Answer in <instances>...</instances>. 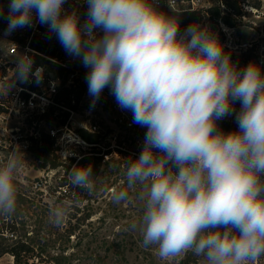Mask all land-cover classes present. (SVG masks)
<instances>
[{
	"label": "clouds",
	"instance_id": "9594fccd",
	"mask_svg": "<svg viewBox=\"0 0 264 264\" xmlns=\"http://www.w3.org/2000/svg\"><path fill=\"white\" fill-rule=\"evenodd\" d=\"M67 0H8L0 5L4 36L46 26L66 54L87 69L94 106L107 88L132 122L146 128L138 157L126 159L127 190H113V203L143 205L138 222L142 246H155L162 261L191 252L205 264H258L264 258V71L231 59L216 33L199 23L180 30L179 14L159 10L158 0H85L86 18L67 12ZM28 54L15 58L16 83L43 81ZM239 103L237 110L235 105ZM234 116L225 133L218 121ZM15 150L0 167V216L17 209ZM93 170L68 173L73 189L93 191ZM139 186V190H137ZM71 201L50 209L61 226Z\"/></svg>",
	"mask_w": 264,
	"mask_h": 264
},
{
	"label": "rangeland",
	"instance_id": "374dc122",
	"mask_svg": "<svg viewBox=\"0 0 264 264\" xmlns=\"http://www.w3.org/2000/svg\"><path fill=\"white\" fill-rule=\"evenodd\" d=\"M214 1L198 0L194 8H206ZM254 2L255 0L240 1L246 17L243 18L242 13L234 28L223 22L216 24L208 20L200 25L208 27L218 35L225 51L230 53L232 61L239 67L243 68L249 62H256L264 71V65L260 64L264 49V18H257L245 9L249 5H256ZM7 3L8 0H0V5L4 8H7ZM178 3L176 0L174 7L178 6ZM180 3L184 6L191 5L188 0H180ZM259 3L261 4V1ZM10 39L11 36L5 37L4 31H0V56L15 64V58L20 54L6 56ZM244 42L256 44L254 51L242 45ZM85 102L91 103V98L84 97L81 103ZM239 106V103L235 105L237 110ZM59 112L60 117L53 120L52 125H59L58 121L62 118L61 111ZM71 114L70 125L76 131L83 128L86 122L98 124L96 132L100 133L101 141L96 148L100 151L108 149L110 159H107L103 171L93 183L91 193L73 189L68 179L72 167L66 170V165H60L56 173L48 179L47 194L19 203L21 215L17 216H20L23 222L19 238L30 240L29 237L38 233L37 228L39 226L42 228L39 233L41 241L34 244V255L23 264H181V260L188 253L172 261H162L156 253L155 246L147 249L142 246L139 230H129V224L133 221L138 222L143 214V205L135 199L134 191L128 190L130 199L126 203L115 204L111 198L113 190H127L126 159L139 156L146 128L134 124L132 113L121 110L111 95L103 94L102 100L94 106L91 103L90 108L75 111L73 117ZM223 120L229 123L225 133L237 129L234 116ZM129 122L133 124L129 125ZM75 138L76 144L69 148L71 153L67 155L68 159L64 164L70 163L71 154L82 156L92 148L78 135ZM29 173L35 177L39 170L34 166ZM64 183L68 191L58 194L56 187ZM138 190L139 186L136 191ZM64 201L72 202L69 214L61 226H55L49 219L50 209ZM87 212L90 213V217L82 220V215ZM68 231L72 234L68 235ZM0 264H14V256L10 253L3 254L0 256ZM196 264H205V261L202 257H197ZM258 264H264V258H261Z\"/></svg>",
	"mask_w": 264,
	"mask_h": 264
},
{
	"label": "built area",
	"instance_id": "2783aa9c",
	"mask_svg": "<svg viewBox=\"0 0 264 264\" xmlns=\"http://www.w3.org/2000/svg\"><path fill=\"white\" fill-rule=\"evenodd\" d=\"M82 3H86L85 0H80ZM191 6L194 8L198 4V0H188ZM259 5H249L245 8L249 12L253 13L257 18H264V0H260ZM160 0H158L159 4ZM176 0H170V3L174 6ZM72 3L67 1L64 5L65 11L69 12ZM246 17V13L241 15ZM47 31L46 26H41L36 23L32 28L18 29L13 32L11 36V42L7 47L6 56L14 54H28L32 57V53L36 50L32 48L30 42L33 37H42ZM17 35H25L26 43H20L14 39ZM242 45L249 47L251 51H254L256 44L244 42ZM248 49V48H247ZM33 59V58H32ZM68 61H75L72 57ZM67 61V62H68ZM66 65V63H62ZM260 64L264 65V49L262 50ZM40 67V66H38ZM15 68V64L7 60L4 56H0V167H2L10 155L15 150L17 156L20 159L21 166L18 170L15 184L17 187V200L19 196L25 198L26 201L32 199L35 196L47 194L46 185L48 179L52 174H55L58 170L57 167H43L41 161L37 159L32 150V138L39 137L40 132L43 130L48 132L54 139L55 153L58 155L59 160L62 163L68 159L67 155L71 153L69 148L75 145V136H80L77 131L70 125L69 117H73L75 110L61 106L56 103L55 95L58 91L59 79L52 77L51 75L44 74L43 81L40 84L43 88V92H36L21 84L16 83V87L7 91V85L12 80L11 77L14 74L12 69ZM36 68V67H35ZM35 68L33 70H35ZM87 70V69H86ZM78 74V69H74L69 75V82H73L74 78ZM104 95H111L106 88L103 92ZM112 96V95H111ZM85 98H91L88 92L84 95ZM61 109L59 110L58 108ZM52 109H55L52 112ZM63 110L69 111V115L65 122L59 123V125H52L51 120H48L50 116L56 118L60 117V112ZM62 117V116H61ZM129 122V125H132ZM83 128L96 132L98 124L96 122L84 123ZM84 141L88 142L91 147H97L99 143H92L84 138ZM91 148V149H92ZM98 154L103 156V159L107 161L110 159V151H100ZM91 152V150H90ZM73 155V154H71ZM79 159L81 156H71ZM69 158V160H70ZM62 165V164H61ZM37 167L39 174L33 177L29 172ZM66 184H59L56 187L58 194L67 192ZM21 231L20 216L15 213L11 217L0 216V238L13 241L19 238Z\"/></svg>",
	"mask_w": 264,
	"mask_h": 264
},
{
	"label": "trees",
	"instance_id": "16d2710c",
	"mask_svg": "<svg viewBox=\"0 0 264 264\" xmlns=\"http://www.w3.org/2000/svg\"><path fill=\"white\" fill-rule=\"evenodd\" d=\"M67 1L72 3L69 12L73 10L77 11L80 16L81 22H83L86 18L87 4L82 3L80 0ZM240 1L241 0H215L210 6L206 8H193L191 5L184 6L180 3V0H178V6H175V8L180 11L178 18L180 21L181 32H183V30L192 23L201 24L207 20L216 24L223 22L230 27H236L238 24L237 19L243 13ZM259 2V0H255L254 3L256 5H259ZM158 7L159 10L165 12L166 14H173L168 6V0H160ZM6 9L7 8H5V11ZM6 27V21L0 20V31H4ZM14 39L16 41H19L20 43H26L25 35H17L14 37ZM30 45L33 49L36 50L35 53H32V58L34 61L33 69L40 66L44 69V74L51 75L52 77L60 80L57 88L58 91L54 98L56 103L75 111H79L84 108H90L91 103H81L83 101L84 95L88 91L87 84L85 82V75L87 70L82 66L80 61H68V59L71 57L66 54L55 36L49 38L48 31H46V33L42 37H33ZM62 63H66V65H63ZM74 69H78V74L74 78L73 82H69V75ZM13 77L14 74L12 75L11 79H13ZM17 84L21 83L17 82ZM21 85L36 92L44 91L42 86H40V84H36L34 80L31 83ZM102 98L103 93L101 94L98 102H100ZM58 109L60 110L61 107ZM54 110L55 109H52V112ZM68 115L69 111L63 110L61 113L62 118L58 122H65ZM48 120L52 121L56 119L50 116ZM217 123L222 131L228 130L229 123L227 121L222 119ZM77 131L82 138L89 142L99 143L101 141L100 133L90 132L84 128H78ZM54 142L55 141L51 137V135L44 130L40 132L39 137L32 138L31 150L34 156L41 161V166L57 167L58 165L62 164L66 165V170L72 167L71 171L78 167L90 166L93 170V183L97 180V178L103 171L104 165L107 163V161L103 159L102 155L98 154L99 151H97V148L95 146L91 149V152L89 151L88 153L83 154L79 159H77L76 157H71L70 163L64 164L59 160L58 155L55 153ZM24 201L25 198L19 196L16 209L17 215H21L19 211V203H22ZM89 217V212L84 213L82 215V220H86ZM20 222L23 223L22 220H20ZM37 229L38 233L35 236L29 237L30 240H22L21 238H18L16 240L8 242V240L0 238V256L5 253H10L14 256V264H23L28 261L29 258H31L35 253L34 244L41 241L39 233L42 228L39 226ZM68 232V235L72 234L71 231ZM196 262L197 256H195L191 252H189L188 255H186L185 258L181 260V264H196Z\"/></svg>",
	"mask_w": 264,
	"mask_h": 264
}]
</instances>
